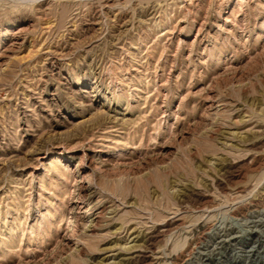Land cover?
I'll return each instance as SVG.
<instances>
[{
    "label": "rangeland",
    "instance_id": "1",
    "mask_svg": "<svg viewBox=\"0 0 264 264\" xmlns=\"http://www.w3.org/2000/svg\"><path fill=\"white\" fill-rule=\"evenodd\" d=\"M263 218L264 0H0V264H198Z\"/></svg>",
    "mask_w": 264,
    "mask_h": 264
},
{
    "label": "bare ground",
    "instance_id": "2",
    "mask_svg": "<svg viewBox=\"0 0 264 264\" xmlns=\"http://www.w3.org/2000/svg\"><path fill=\"white\" fill-rule=\"evenodd\" d=\"M229 165V164H228ZM206 206V205H205ZM230 206V205H229ZM100 211V210H99ZM103 214V213H102ZM232 218V216H231ZM90 224L88 225L87 230L88 231H93V229L95 228V226L98 224L99 221V213L95 212L94 214H92V217L90 218ZM236 219V218H235ZM246 219V218H245ZM264 220V218H263ZM227 221H230L227 220ZM238 221V219H237ZM241 221V220H240ZM260 221V220H259ZM254 222V220H253ZM263 222V221H262ZM170 222H168L169 224ZM244 223V222H243ZM251 223V222H250ZM229 224V223H228ZM233 224V223H232ZM245 224V223H244ZM253 224V223H252ZM240 226V224H238ZM241 225L242 221H241ZM167 226V225H166ZM169 226V225H168ZM237 225L233 224V226L231 225L228 228H224V223L223 221L219 222L216 226H213L210 231L208 232V234H210L211 236L215 235L216 231L218 233H225V232H232L231 235L226 234H222V238L219 241H215L213 246H211L212 248L207 250L202 256L199 257L198 259V264H242V262H244V264H264V240L258 238L257 239V235L256 238L253 240L250 239H246L244 242L241 243H236V244H232L231 245V249H230V254L228 255V251L227 252H220L219 246H223V245H228L231 243V241L236 237L235 235H233V233H235V231H237L239 228ZM241 226V227H242ZM133 228V227H132ZM169 228V227H167ZM203 228V227H202ZM231 228V230H229ZM133 230V229H132ZM136 230V229H135ZM135 230H133L132 232H136ZM204 230V229H203ZM209 230V229H208ZM251 230V229H250ZM257 229L252 228V231H256ZM223 231V232H220ZM251 231V232H252ZM257 232V231H256ZM161 233V232H160ZM242 233V232H241ZM256 234V233H255ZM237 235V234H236ZM260 236V234H258ZM248 237V236H247ZM211 238V237H210ZM220 238V237H219ZM133 240L138 241L137 236H134ZM216 240V239H215ZM140 244V243H139ZM137 244H133L130 246L131 248L136 247ZM230 246V245H228ZM260 247V248H259ZM257 248H259L260 250H262L263 254H258L255 257H251L252 252H254ZM107 249V248H106ZM140 249V248H139ZM208 249V248H207ZM222 249V248H221ZM134 250V249H133ZM138 250V249H137ZM142 252V251H141ZM232 254H236V259L234 260V258H232ZM130 258V257H128ZM247 258L246 261H244ZM196 259V258H195ZM197 260V259H196ZM123 261V260H122ZM196 262V261H195ZM121 264V263H119Z\"/></svg>",
    "mask_w": 264,
    "mask_h": 264
}]
</instances>
